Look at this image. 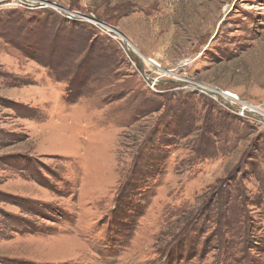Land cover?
<instances>
[{
  "label": "rangeland",
  "instance_id": "obj_1",
  "mask_svg": "<svg viewBox=\"0 0 264 264\" xmlns=\"http://www.w3.org/2000/svg\"><path fill=\"white\" fill-rule=\"evenodd\" d=\"M31 1L70 15L0 0V264H264V0Z\"/></svg>",
  "mask_w": 264,
  "mask_h": 264
},
{
  "label": "built area",
  "instance_id": "obj_2",
  "mask_svg": "<svg viewBox=\"0 0 264 264\" xmlns=\"http://www.w3.org/2000/svg\"><path fill=\"white\" fill-rule=\"evenodd\" d=\"M32 7V5H30ZM150 61V60H149ZM149 64H152V68L154 69V74L157 73V77L151 78L150 79V83L151 86H155V84L158 82V80L160 79V77L164 76V72L163 70H161V68L159 66H156L153 62L151 63V61L149 62ZM154 64V65H153ZM145 75H147V73L144 71ZM148 73H150L148 71ZM146 77H150V76H146ZM234 100L229 102L226 100H221L219 102V104L221 105L222 109L225 111H233L235 114L245 117L247 114L253 116V117H259L258 115L254 114L251 110H247L248 106L246 105L247 103L241 101L238 96L234 95ZM215 101H217L216 99H214Z\"/></svg>",
  "mask_w": 264,
  "mask_h": 264
},
{
  "label": "water",
  "instance_id": "obj_3",
  "mask_svg": "<svg viewBox=\"0 0 264 264\" xmlns=\"http://www.w3.org/2000/svg\"><path fill=\"white\" fill-rule=\"evenodd\" d=\"M22 3L24 4H27V5H34V7H38V8H42V7H45V6H50V7H54L58 10H60L62 13L66 14V15H70L68 11L64 10L58 3L56 2H52V1H31V0H20ZM72 17H75V18H80L82 20H90V21H95V18L92 16V15H80V14H77V13H74V15H71ZM95 23L101 25L102 27H104L105 29H108L110 30V32L118 35L121 40L124 42L125 44V36L120 32L118 31L116 28H113V27H110V26H107L105 25L104 23H101L99 21H95ZM126 45V44H125ZM127 52H129V54L131 56H136L133 52H130L128 50H126ZM137 57V56H136ZM139 58V57H137ZM210 93V92H209ZM212 94V93H211Z\"/></svg>",
  "mask_w": 264,
  "mask_h": 264
},
{
  "label": "bare ground",
  "instance_id": "obj_4",
  "mask_svg": "<svg viewBox=\"0 0 264 264\" xmlns=\"http://www.w3.org/2000/svg\"><path fill=\"white\" fill-rule=\"evenodd\" d=\"M90 22H92V21H90ZM125 41V44H126V48L127 49H130V50H132V51H136L134 48H132L131 47V45L128 43L129 41H127L126 39L124 40ZM137 52V51H136ZM139 55V54H138ZM140 58H142L141 56H140ZM147 64H149V62L150 61H148V60H146L145 59V57H143L142 58ZM153 61V60H152ZM153 63L154 64H156V62L155 61H153ZM153 64V65H154ZM152 65V64H151ZM186 84H188V88L190 89V88H193V87H195L196 86V84H194L193 82H191V81H187L186 82ZM197 87V86H196ZM211 89V88H210ZM209 92V91H208ZM214 92V91H213ZM212 91L210 92V93H212V94H216V92H214L213 93ZM216 95H218L219 96V98L221 97L223 100H226V101H233L234 100V98L235 97H233L234 95L232 94V93H230V92H220V91H218L217 92V94ZM247 110H251L254 114H257V115H259V114H261L260 113V111H259V109L258 108H256V107H251L250 105L248 106V108H247ZM262 114H264V113H262ZM263 121H264V118H261Z\"/></svg>",
  "mask_w": 264,
  "mask_h": 264
}]
</instances>
